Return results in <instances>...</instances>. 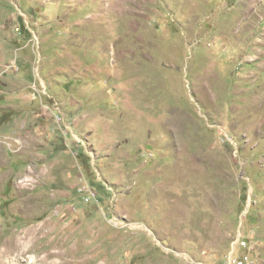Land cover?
<instances>
[{
    "label": "rangeland",
    "instance_id": "1",
    "mask_svg": "<svg viewBox=\"0 0 264 264\" xmlns=\"http://www.w3.org/2000/svg\"><path fill=\"white\" fill-rule=\"evenodd\" d=\"M0 264H264V0H0Z\"/></svg>",
    "mask_w": 264,
    "mask_h": 264
},
{
    "label": "bare ground",
    "instance_id": "2",
    "mask_svg": "<svg viewBox=\"0 0 264 264\" xmlns=\"http://www.w3.org/2000/svg\"><path fill=\"white\" fill-rule=\"evenodd\" d=\"M51 233V232H50Z\"/></svg>",
    "mask_w": 264,
    "mask_h": 264
}]
</instances>
